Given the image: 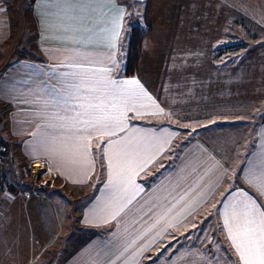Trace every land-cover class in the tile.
Here are the masks:
<instances>
[{"label":"crops","instance_id":"0c3cea01","mask_svg":"<svg viewBox=\"0 0 264 264\" xmlns=\"http://www.w3.org/2000/svg\"><path fill=\"white\" fill-rule=\"evenodd\" d=\"M139 1L147 3L143 14L151 31L137 73L125 76L123 0L105 6L103 17L86 13L73 22L46 0H34L37 49L18 56L22 41L12 40L8 0H0V143L6 148L0 159V264H242L228 236L227 254L221 248L219 255L197 238L201 214L211 217V206L226 194L239 198L243 190L264 209V193L246 171L258 172L264 157V111L227 113L232 105L264 100V44L236 52L244 57L239 66L216 67L210 58L227 21L264 27V13L253 10H264V0ZM68 23L91 32L65 30ZM252 37L261 41L258 33ZM100 68L110 69L113 79L138 80L151 97L138 100L142 114L128 112L125 131L113 137L102 129L75 132L71 121L53 115L60 109L50 102L52 89L63 95L59 74L99 78ZM217 123L222 128L216 130ZM77 136L90 141L73 147ZM109 139L139 144L119 190L109 185V158L119 147L109 146ZM214 145L240 154L237 177Z\"/></svg>","mask_w":264,"mask_h":264},{"label":"snow or ice","instance_id":"6c2138e0","mask_svg":"<svg viewBox=\"0 0 264 264\" xmlns=\"http://www.w3.org/2000/svg\"><path fill=\"white\" fill-rule=\"evenodd\" d=\"M46 3L50 8L63 12V20L69 22L83 21L86 13L99 12L103 17L107 14L104 11L105 6L115 7L114 0H46ZM49 14L55 15V13ZM68 29L73 32L82 30L91 32V29H82L73 23L65 25V30ZM110 39L114 41L115 35L113 34ZM110 47H114V43L110 44ZM96 71L101 74L99 78L82 73L59 74L63 95L52 89L50 102L60 109V112L71 111L74 115H61L60 112L53 115L59 120L71 121V128L77 133L86 132L88 129H102L106 136L113 137L118 132L125 131L128 112L135 111L137 115L142 114L136 108L138 100L142 97L151 100V97L136 79H113L109 75L111 70L108 68H100ZM86 139L90 141V137L77 136V143L73 147H80V142ZM114 144L119 147L114 151L113 157L109 158V185L119 190L120 186L127 182V168L124 165H131L134 162L139 154V144L132 141L108 140L109 146ZM84 150H88L87 146H84ZM105 156L107 157V148ZM113 159L117 161L115 168ZM258 169V172L253 170L250 175L264 193V157L260 158ZM135 187L138 191L139 186ZM134 194L127 203H131ZM238 195L239 198L230 199L232 194L229 193V196L224 197L227 201L224 203L223 213L227 236L242 264H264V209L243 190ZM123 207L113 214V218L119 211H123Z\"/></svg>","mask_w":264,"mask_h":264},{"label":"rangeland","instance_id":"374dc122","mask_svg":"<svg viewBox=\"0 0 264 264\" xmlns=\"http://www.w3.org/2000/svg\"><path fill=\"white\" fill-rule=\"evenodd\" d=\"M123 1L126 3V7H127L126 23H125V29H124V32H126L131 24L139 23V21L143 20L141 17L144 13L145 5L147 7V3L145 1V3L143 4L139 0H123ZM8 4H9V9H10L9 12H10L11 23H12V28H13L12 40L16 41V38H18L22 41V44H18V46L16 47L15 53L17 56L23 53L29 55L31 51H34L37 49L36 47V23L31 13V0H8ZM253 10L255 12L259 11L261 13H264V10H259V9H253ZM145 20H146V17L144 18V22H146ZM260 20L264 23V18ZM228 23H231V22L227 21V25L226 26L222 25L221 26L222 30L219 29L218 33H216V37H218L219 39L217 40L215 48L213 49L215 55L213 54V56H211L210 58L211 63L215 65L216 67H220V66L222 67L224 65L234 64V63H237L236 65L239 66L240 63L238 60L241 57L239 53H238L239 56L235 55L236 52L240 50V51H243L242 54H245V52L248 49L257 47L258 44H264V27L254 26L251 24L238 25L235 23L233 24H228ZM148 25L151 27L150 24ZM257 33L260 36V40H261L260 42L255 41L254 38L252 37L256 35ZM203 44H205V42H203ZM203 47H207V46L204 45ZM209 49H210V46H209ZM211 50H212V47H211ZM121 57H123L122 48H121ZM243 58L244 57H242L241 59ZM139 63H140V58H139ZM262 101L264 100L258 99L257 103L255 104L254 102L251 103L249 102V100H247L243 104L232 105V109L227 107V113L231 111V114L240 115L242 112L250 113V112L255 111L256 113L261 114L264 111V105L261 104ZM234 117L235 116H232V118ZM222 126L223 125H221V123L220 124L217 123L216 130L222 128ZM227 128L229 129L234 128L236 130L239 129V127L237 126L235 127V126H230V125H228ZM219 142H222V138L219 139ZM225 142H227L228 144H231V142L233 143V140L230 137V138H227ZM212 147L216 149H220V151L217 152V155H219L224 160L227 167H229L228 170L236 171L234 167H235L236 161L239 160L240 154L238 152H234V150L230 146H227L226 151L224 148L220 147V145H214ZM254 165H256V162L254 163ZM237 171L236 173L233 172V175L236 174V177H237ZM246 171H248V175H250L249 170H246ZM241 178H243L242 182H244L245 179L243 175L241 176ZM247 179H253V178L252 176H247ZM223 189L221 188L219 191H222ZM224 203H227V201L222 200V198L216 199L214 202V208H213V205L211 206V208L213 209H211L208 206L211 211L210 210L208 211V208H206L207 206H204L206 209L202 208L201 211L204 210L203 211L204 214H206L205 211H208V213L210 212L211 217H208L207 219H205L202 217L203 214H201L200 216L201 218H199L200 234H199V238H197L198 243H200V245H205V249H207L208 251L212 253H216L218 255L219 253H222L221 248H224L225 254H227V234L225 233L226 237L225 239H223L224 236H223V233L221 232V226L224 227V224H223L224 223L223 213L225 210ZM224 230L225 229H223V231ZM210 238L212 239L211 241H210ZM233 253L235 254L237 260H239L238 259L239 255L237 256L238 253H236L235 249Z\"/></svg>","mask_w":264,"mask_h":264},{"label":"trees","instance_id":"16d2710c","mask_svg":"<svg viewBox=\"0 0 264 264\" xmlns=\"http://www.w3.org/2000/svg\"><path fill=\"white\" fill-rule=\"evenodd\" d=\"M33 1L31 0V5ZM141 18L142 21L131 24L127 31L121 34L123 53L121 72L125 76H133L137 73L143 39L151 31V27L144 22V14Z\"/></svg>","mask_w":264,"mask_h":264},{"label":"built area","instance_id":"2783aa9c","mask_svg":"<svg viewBox=\"0 0 264 264\" xmlns=\"http://www.w3.org/2000/svg\"><path fill=\"white\" fill-rule=\"evenodd\" d=\"M5 150H6L5 145L3 143H0V159L2 158Z\"/></svg>","mask_w":264,"mask_h":264}]
</instances>
